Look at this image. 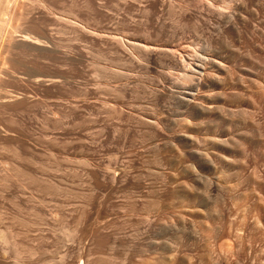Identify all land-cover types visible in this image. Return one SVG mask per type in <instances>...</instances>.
I'll use <instances>...</instances> for the list:
<instances>
[{
  "label": "rangeland",
  "instance_id": "obj_1",
  "mask_svg": "<svg viewBox=\"0 0 264 264\" xmlns=\"http://www.w3.org/2000/svg\"><path fill=\"white\" fill-rule=\"evenodd\" d=\"M5 2L0 264H264V0Z\"/></svg>",
  "mask_w": 264,
  "mask_h": 264
},
{
  "label": "bare ground",
  "instance_id": "obj_2",
  "mask_svg": "<svg viewBox=\"0 0 264 264\" xmlns=\"http://www.w3.org/2000/svg\"><path fill=\"white\" fill-rule=\"evenodd\" d=\"M8 7L10 8L11 6L9 5V2H5V3H2L1 4V6H0V18L2 17H4V14L6 13V10L8 9ZM8 11H9V9H8ZM7 17V16H6ZM1 22V21H0ZM2 23V22H1ZM4 23V22H3ZM3 23L1 24V25H3ZM6 23V22H5ZM0 25V26H1ZM4 26L5 25H3V27H1L0 28V52H1V50H7V49H9V45L7 44V43H5L4 41H3V32H4ZM24 37H22V40L23 41H28L29 40V37L28 36H25V35H23ZM33 41V40H32ZM12 47H10V49H11ZM10 49L9 50H7L6 52H8V51H10ZM1 55V54H0ZM3 56V55H2ZM4 58H5V56H4ZM1 61V60H0ZM188 74H187V72H185V74H183V78L184 79H187V78H189L188 76H187ZM190 79V78H189ZM188 80V79H187Z\"/></svg>",
  "mask_w": 264,
  "mask_h": 264
}]
</instances>
